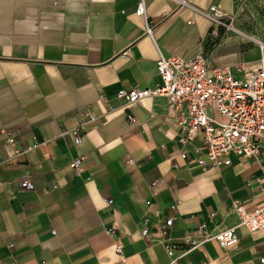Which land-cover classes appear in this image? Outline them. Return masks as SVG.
I'll return each mask as SVG.
<instances>
[{"label":"crops","instance_id":"0c3cea01","mask_svg":"<svg viewBox=\"0 0 264 264\" xmlns=\"http://www.w3.org/2000/svg\"><path fill=\"white\" fill-rule=\"evenodd\" d=\"M140 2L0 0V264H169L159 233L168 217L169 238L183 243L202 225H236L233 200L264 204L260 167L239 155L221 168L199 165L203 138L179 142L166 97L131 108L117 98L161 84V53H206L241 76L237 64L260 65L259 56L242 57L264 39L225 32L207 15L213 5L235 15L239 0H144L147 19L136 14ZM92 115L99 120L86 125L80 144L72 131L62 134ZM80 155L85 166L76 173L69 162ZM26 177L34 190L20 187ZM237 234L227 249L205 242L183 264H261L264 229Z\"/></svg>","mask_w":264,"mask_h":264},{"label":"built area","instance_id":"2783aa9c","mask_svg":"<svg viewBox=\"0 0 264 264\" xmlns=\"http://www.w3.org/2000/svg\"><path fill=\"white\" fill-rule=\"evenodd\" d=\"M180 2L187 4V0ZM136 14L147 19L144 0L138 4ZM207 15L216 28H224L225 32H240L233 25L235 15L224 13L215 5L210 7ZM153 31L152 24L147 21V34L153 36ZM216 37L213 35V38ZM256 42L262 51L260 65L251 67L244 62L237 64L236 70L241 76H237L231 66L212 64L206 53H200L193 59L180 55L165 56L161 53L157 61L161 84L155 88L123 89L118 92L117 98L124 107L131 108L147 97H166L169 111L180 128L179 142L186 144L199 136L203 138L205 152L202 157L196 159L199 165L221 168L232 164V155H239L257 164L264 178V41ZM128 116L134 121L132 114ZM98 120L99 117L92 115L62 134L66 135L72 131L74 142L80 144L86 125ZM9 142L14 145V138H9ZM32 149L33 147H29L22 152L17 150V153ZM196 151L200 152L199 149ZM181 157L187 158V152L182 151ZM85 160L82 155L74 158L69 162L70 169L81 173ZM156 184L157 182L153 183ZM19 185L26 190L35 189L34 182L28 177L21 179ZM107 203L113 204V199H107ZM178 204L179 202L174 204L172 210H175ZM231 211L238 218L236 225L218 232H212L202 225L201 233L197 237L189 236L183 243L169 238V229L174 224L175 217H168L159 226V233L160 241L170 257L169 264H183V258L191 250L201 248L210 240H216L222 248L227 249L238 242L237 229L240 227H246L250 232L264 229V204L250 209L240 200H233ZM107 232L113 234L115 231L110 228ZM53 233L56 231L53 230ZM142 236H148L147 228L142 230ZM115 252L123 255L122 243L115 244ZM260 261L264 264V255ZM122 263L128 264L124 257Z\"/></svg>","mask_w":264,"mask_h":264},{"label":"rangeland","instance_id":"374dc122","mask_svg":"<svg viewBox=\"0 0 264 264\" xmlns=\"http://www.w3.org/2000/svg\"><path fill=\"white\" fill-rule=\"evenodd\" d=\"M235 16L233 25L241 32L239 36L248 39L247 35H253L264 39V0H239ZM253 45L244 53L242 57L244 61L254 62L256 57L258 59V56H262L260 46L255 42Z\"/></svg>","mask_w":264,"mask_h":264}]
</instances>
